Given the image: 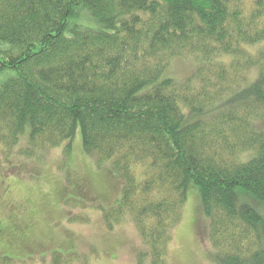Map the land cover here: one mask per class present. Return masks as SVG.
I'll use <instances>...</instances> for the list:
<instances>
[{
	"label": "trees",
	"instance_id": "obj_1",
	"mask_svg": "<svg viewBox=\"0 0 264 264\" xmlns=\"http://www.w3.org/2000/svg\"><path fill=\"white\" fill-rule=\"evenodd\" d=\"M77 133L135 264H169L191 185L210 261L264 264V0H0L4 172Z\"/></svg>",
	"mask_w": 264,
	"mask_h": 264
},
{
	"label": "rangeland",
	"instance_id": "obj_2",
	"mask_svg": "<svg viewBox=\"0 0 264 264\" xmlns=\"http://www.w3.org/2000/svg\"><path fill=\"white\" fill-rule=\"evenodd\" d=\"M187 62L191 65V61ZM81 144L77 133L70 153L65 152L64 145L41 151L39 158L30 159L11 172H4L9 164L2 156L0 264L22 263L33 255V259L22 264H53L55 251L66 254L76 251L74 256L63 257L60 264L136 263L141 244L139 231L128 220L113 231L102 226L98 195L105 194L108 187L102 181L103 173L81 155ZM83 181L96 199L81 197ZM199 195L198 188L191 185L184 219L173 231L169 264H213L207 251L210 246L202 241L199 243L202 245L197 244V236L191 230L197 227L193 198ZM194 233L198 235L196 229Z\"/></svg>",
	"mask_w": 264,
	"mask_h": 264
}]
</instances>
